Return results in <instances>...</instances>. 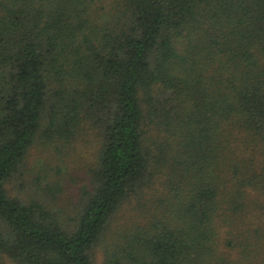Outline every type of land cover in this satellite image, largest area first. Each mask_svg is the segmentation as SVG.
<instances>
[{"label":"trees","instance_id":"trees-1","mask_svg":"<svg viewBox=\"0 0 264 264\" xmlns=\"http://www.w3.org/2000/svg\"><path fill=\"white\" fill-rule=\"evenodd\" d=\"M252 190L264 0H0V264H264L248 234L228 232L238 261L216 241Z\"/></svg>","mask_w":264,"mask_h":264},{"label":"rangeland","instance_id":"rangeland-1","mask_svg":"<svg viewBox=\"0 0 264 264\" xmlns=\"http://www.w3.org/2000/svg\"><path fill=\"white\" fill-rule=\"evenodd\" d=\"M89 145H80L76 148H72V152L66 157V159H64L67 171H65L64 174H61V179L66 184V190L63 195L65 198L68 197L71 192H76L77 187L88 182V170L94 166L93 162L95 161V155L93 153V148L91 147V142ZM38 156H42V158L40 164L35 165L33 164L34 157ZM48 158L51 157H47L46 152H40V148L36 149L34 147L32 149L28 158V164H32V167L34 168V172L32 173L33 176H35L36 173H41L43 169H40L39 166L44 165L46 166L45 169L47 172H49L52 176L54 175L55 177H59L53 167L61 164L56 161H48ZM263 205L264 200L261 193L256 190H252V194L248 199V202L245 201L244 208L242 210L240 208V214L236 216L235 221L232 222L234 224L233 228L229 225L231 221L224 214L217 217V225L215 226L217 230V246L219 251H221L225 257L229 258V260H241L240 247L235 246V244L232 246L227 241L230 239L228 232L231 230L233 235L236 238L238 237V241L248 234L249 243L252 244L251 248L254 247L255 251L258 252L257 257L254 258V260L264 262V232H258V229H264ZM254 228L257 229L254 230ZM248 229H251V231H247ZM97 260L100 263L102 262V255L100 252L97 255Z\"/></svg>","mask_w":264,"mask_h":264}]
</instances>
